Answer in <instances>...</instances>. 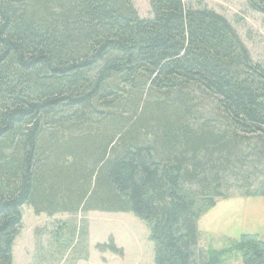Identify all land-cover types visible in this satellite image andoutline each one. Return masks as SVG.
Wrapping results in <instances>:
<instances>
[{
    "label": "trees",
    "instance_id": "1",
    "mask_svg": "<svg viewBox=\"0 0 264 264\" xmlns=\"http://www.w3.org/2000/svg\"><path fill=\"white\" fill-rule=\"evenodd\" d=\"M149 1L142 17L134 0H0V264L24 205L132 212L155 264H264L258 234L214 249L198 228L219 200L264 196V66L215 10Z\"/></svg>",
    "mask_w": 264,
    "mask_h": 264
},
{
    "label": "rangeland",
    "instance_id": "2",
    "mask_svg": "<svg viewBox=\"0 0 264 264\" xmlns=\"http://www.w3.org/2000/svg\"><path fill=\"white\" fill-rule=\"evenodd\" d=\"M185 1L196 8H211L226 17L253 60L264 66V14L252 9L246 0ZM134 6L140 16H151L149 0H134ZM258 164L256 173L260 182H264V162ZM239 185L228 179L226 187L232 191ZM64 222V227L77 230L72 243L61 246L54 239V233ZM198 228L200 245L204 248H221L229 238H237L242 233L258 234L264 240V196L219 200L201 216ZM12 264H155L152 227L132 212L95 210L49 216L35 214L31 207L24 205L23 227L14 243ZM224 264L242 262L230 259Z\"/></svg>",
    "mask_w": 264,
    "mask_h": 264
}]
</instances>
